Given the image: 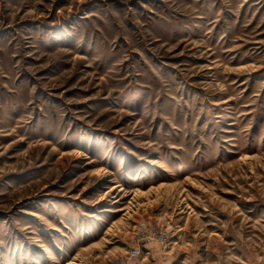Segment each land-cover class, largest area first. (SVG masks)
<instances>
[{
    "label": "rangeland",
    "instance_id": "rangeland-1",
    "mask_svg": "<svg viewBox=\"0 0 264 264\" xmlns=\"http://www.w3.org/2000/svg\"><path fill=\"white\" fill-rule=\"evenodd\" d=\"M0 264H264V0H0Z\"/></svg>",
    "mask_w": 264,
    "mask_h": 264
},
{
    "label": "built area",
    "instance_id": "built-area-1",
    "mask_svg": "<svg viewBox=\"0 0 264 264\" xmlns=\"http://www.w3.org/2000/svg\"><path fill=\"white\" fill-rule=\"evenodd\" d=\"M139 253H140V249H138V248H132L130 250V255L133 258H137L139 256Z\"/></svg>",
    "mask_w": 264,
    "mask_h": 264
},
{
    "label": "bare ground",
    "instance_id": "bare-ground-1",
    "mask_svg": "<svg viewBox=\"0 0 264 264\" xmlns=\"http://www.w3.org/2000/svg\"><path fill=\"white\" fill-rule=\"evenodd\" d=\"M113 187H116V186H113ZM113 187H112V188H113ZM112 188H110V189H112Z\"/></svg>",
    "mask_w": 264,
    "mask_h": 264
}]
</instances>
